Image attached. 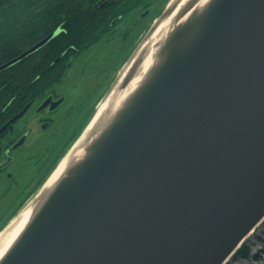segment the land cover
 <instances>
[{"label": "water", "instance_id": "obj_1", "mask_svg": "<svg viewBox=\"0 0 264 264\" xmlns=\"http://www.w3.org/2000/svg\"><path fill=\"white\" fill-rule=\"evenodd\" d=\"M110 1L120 0H98L95 7ZM197 1L186 0L174 21ZM170 2L146 34L171 11ZM187 20L165 40L162 68L118 126L43 194L0 264H222L261 221L264 0H216L204 21ZM140 42L105 96L132 79L143 56L135 55Z\"/></svg>", "mask_w": 264, "mask_h": 264}, {"label": "trees", "instance_id": "obj_2", "mask_svg": "<svg viewBox=\"0 0 264 264\" xmlns=\"http://www.w3.org/2000/svg\"><path fill=\"white\" fill-rule=\"evenodd\" d=\"M152 1H110L97 8L98 0H0V65L58 30L34 53L0 71V125L6 113H16L56 80L50 76L55 65L88 50L132 11L149 7ZM245 249L241 244L236 252L245 256Z\"/></svg>", "mask_w": 264, "mask_h": 264}, {"label": "flooded vegetation", "instance_id": "obj_3", "mask_svg": "<svg viewBox=\"0 0 264 264\" xmlns=\"http://www.w3.org/2000/svg\"><path fill=\"white\" fill-rule=\"evenodd\" d=\"M106 35L110 38L109 30ZM82 52L77 56H68L64 63L55 65L50 76L56 80L16 111L20 112L26 107L21 116L10 123L7 122L16 113H6L2 118L0 128H5L0 131V200L6 199L12 192L18 204L3 222L42 186L82 129L104 88L110 85L109 79L102 77L104 67L94 72L95 59L91 55L90 58L81 59L77 70L74 69V59L81 58ZM70 71L73 73L69 74ZM67 74L71 82L77 76L91 79L88 80L89 85L81 88L76 98L70 101L58 86ZM73 89H77L76 83ZM15 144L17 146L13 147Z\"/></svg>", "mask_w": 264, "mask_h": 264}, {"label": "bare ground", "instance_id": "obj_4", "mask_svg": "<svg viewBox=\"0 0 264 264\" xmlns=\"http://www.w3.org/2000/svg\"><path fill=\"white\" fill-rule=\"evenodd\" d=\"M185 1L186 0H171L169 4L171 11L164 15L163 18L156 20V23L143 37V40L135 51V55L140 53L143 56L132 79L123 88H119L118 84L114 85L111 93L102 98L101 102L97 105L96 113L89 122V125L85 127L80 137L72 143V147H70L57 166L54 167L55 169L52 171L51 175L38 189L36 196L28 201L10 220L7 226L0 231V262L11 250L21 231L36 214L35 212L39 208L43 196L52 191L53 186H55L58 180L67 176L74 168L80 166L92 157L98 148L97 144L104 141V139L111 134V131L118 126V121L127 113L128 109L133 104L134 98L162 68L166 59V54H161L160 48L164 46V42L171 31L175 29L176 26L186 23L190 16H195V19L204 21L210 6L216 0H198L196 5L191 8L185 16L178 21H174L178 8L182 6ZM198 34L199 29L191 36L192 38L190 37L191 39L189 41L196 38ZM128 65L129 64L124 66L119 75L120 77L126 71Z\"/></svg>", "mask_w": 264, "mask_h": 264}, {"label": "rangeland", "instance_id": "obj_5", "mask_svg": "<svg viewBox=\"0 0 264 264\" xmlns=\"http://www.w3.org/2000/svg\"><path fill=\"white\" fill-rule=\"evenodd\" d=\"M164 3L165 0H154L151 6L142 8L139 11H132L131 14L112 28L109 33L110 38L108 35L104 34L99 42L91 45L88 50L81 53V58L74 59L76 61L74 69L77 70L78 65L81 63V59L90 58L91 55V57L95 59V64L93 65L94 72L98 68L104 67L105 69L102 72V77L109 79L110 86L108 91L103 95L105 96L113 86V83L117 81L124 66L131 60L133 56L131 53L143 39L148 27L153 23L154 16L161 11L165 5ZM145 10L147 12L141 15ZM126 30L128 35H123ZM135 43L136 47H134ZM70 73H73V71H70L69 74ZM69 74L65 75L62 83L58 85L59 90L66 95L67 101L75 99L80 89L89 85L88 80H91L90 78L84 79L83 76L79 77L76 75L77 78L71 82ZM74 83L77 84V89H73ZM26 148H28V146ZM35 193L36 192H34L32 196ZM13 194L14 193L10 192L6 199L0 200V227L3 221L9 217L10 213L18 205L14 197H12ZM32 196L30 195L27 201H29ZM241 244L246 248L244 250L245 256L238 255L236 252ZM240 245L222 264H264V217L256 224L254 229L251 230L250 234L246 235Z\"/></svg>", "mask_w": 264, "mask_h": 264}]
</instances>
